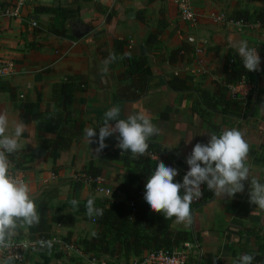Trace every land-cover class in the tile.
I'll return each instance as SVG.
<instances>
[{
    "label": "crops",
    "instance_id": "obj_1",
    "mask_svg": "<svg viewBox=\"0 0 264 264\" xmlns=\"http://www.w3.org/2000/svg\"><path fill=\"white\" fill-rule=\"evenodd\" d=\"M29 1L20 19L0 20V57L11 60L15 72L9 79L0 80V111L7 112L10 121H17V105L31 103L36 114L59 115L63 113L64 99L57 88L68 77L85 80L84 90L74 94L68 109L70 121L62 123L69 131L67 135L72 136L67 149L50 152L43 141L54 139V135L41 137L37 135V123L25 124L27 130L16 152L19 159L10 170L29 184L37 207L44 201L53 209H62L63 213L75 212V209L65 210V206L91 196L105 199L96 194L95 186L76 183L71 178L90 168L101 170V182L97 186L105 189L112 191L127 181L132 164L105 161L106 151L116 147L118 133L106 138L107 147L98 156L94 151L97 146L89 145L84 135L86 128H98L105 112L114 106L121 110L120 119L137 112L148 113L159 129V134L149 139V145L174 154L187 167L186 158L194 145L207 144L209 135L214 134L211 126L219 130H242L249 144L250 179L263 182L264 164L259 158L264 152V29L244 28L229 18L238 10L253 12L262 8L264 0H192L199 20L194 29L179 20L176 0H91L80 4L77 16L82 29L73 32L75 38L52 36L47 32L51 16L34 13L36 7L68 8L70 0ZM15 2L0 0V8ZM31 22L36 25L33 27ZM67 32L71 31L67 29ZM156 32L155 43L147 44V38L154 37ZM189 37L195 38L197 44H188ZM115 40L127 43L124 52L134 48L141 55L140 48H143L145 55L141 56L146 57L151 68L145 92L132 102L115 99L121 87L117 77L124 65L122 55L112 50ZM241 40L256 48L261 59L260 71H253L250 78L229 89V98L239 99L244 105L241 116L218 108L203 119L194 111L200 103L199 91L215 90V85L224 79L228 50L238 55L237 45ZM103 47L108 50L105 60L99 52ZM179 48L183 50L172 63L171 53ZM174 77L188 89L180 90L181 84L171 88L169 82ZM78 126L82 129L80 135H72ZM36 148L44 152L40 158L33 156ZM249 191L250 181L245 182L242 193L232 198L218 197L211 191L212 198L193 210L191 222L175 220L171 231L189 232L198 238L203 257H215L221 264H233L243 254L254 256L253 264H260L264 255V210L250 203ZM156 215L150 209V218ZM47 218L49 221L50 216ZM95 231L92 221L81 219L71 229L52 226L50 235L56 241L52 248L56 253L62 252L59 243H65L68 234L70 242L77 244L92 237ZM15 236L29 238L23 227ZM51 252L27 257L22 264H93L82 253L67 251L69 257H66L63 251L58 259ZM146 255L120 259L118 263H136Z\"/></svg>",
    "mask_w": 264,
    "mask_h": 264
},
{
    "label": "trees",
    "instance_id": "obj_2",
    "mask_svg": "<svg viewBox=\"0 0 264 264\" xmlns=\"http://www.w3.org/2000/svg\"><path fill=\"white\" fill-rule=\"evenodd\" d=\"M91 0H71V5L68 8H53V7H36L35 14L51 16L50 23L47 25V32L58 38H75L72 37L73 32L81 31V21L78 18L79 7L81 3ZM231 21L243 22L253 25H259L264 29V6L253 12L246 10H238L233 12L229 18ZM161 24H163L161 22ZM69 29L71 32H67ZM154 37L149 36L146 43H155L156 34ZM127 45L124 41L115 40L112 50L122 55L124 59L123 70L118 74L117 80L121 87L119 88L115 99L120 101L132 102L137 100L144 92L147 80L151 76V68L146 57H142L137 49L132 48L128 52H124V47ZM183 50L179 48L171 53L169 60L174 63L177 61V55ZM102 60L108 56L106 47L99 49ZM224 79L215 85V90L210 93L208 91H199L200 103L196 104L194 111L199 113L203 119L209 118L210 113L221 108L226 113L233 116H241L243 103L239 99L229 98V89L239 85L243 79L250 78L252 72H248L242 63V59L237 54H233L228 50L225 57L223 68ZM127 81H129L127 83ZM127 83V84H124ZM177 84V85H176ZM187 90V85L173 78L169 82V86L173 89ZM85 87V80L78 77H68L65 83L57 88V92L63 97L62 112L59 115L52 116L48 114L34 113V106L31 103H23L17 105L19 111V120L25 124L30 122L37 123V135L53 134L54 139H46L43 145L50 152L62 151L69 147L72 136H68L69 131L62 127V123H67L70 117L68 109L72 103L75 93L82 92ZM201 105L203 108L198 109ZM63 117V119L61 118ZM214 134L219 135L222 130L210 127ZM82 131L81 126H78L72 135L79 136ZM116 147L106 151L105 161H120L124 165L132 164L134 167L129 171L127 181L121 183L114 190L111 199H98L96 197H88L83 201L65 206L67 209H75V212L63 213L62 209H53L47 202L41 201L38 204L37 210L40 216L38 224L33 226H23L28 231L30 239L50 240L51 227L60 226L62 228L71 229L79 221H92L96 226V231L89 239H82L77 244L70 242V234H68L66 242L77 245L81 249V253L88 256L89 259H105L118 263L120 259H128L129 257H139L142 253L155 252H172L177 250L182 244L193 241V236L188 232L176 231L172 232L171 227L175 221L173 218H165L163 213H157L154 218H150L149 205L143 200L145 193V184L148 177L154 172L158 162L152 161L148 156H134L130 151L122 152L117 147L118 142H115ZM95 146L98 147L97 144ZM264 149V146H263ZM155 154L159 160L167 166L177 168L178 175L175 181L182 182L183 176L189 170L181 160L174 154L167 152L161 148L149 145L146 153ZM11 165L15 164L19 159L17 153L9 156ZM264 164V152L259 158ZM91 178L97 179L102 176L100 169L90 168L83 173ZM264 182V173H263ZM202 188V197L196 203L191 204V210L206 203L212 198V193L204 185ZM119 196H123V200H119ZM89 198L95 199V206L103 209L102 216L89 217L86 214V202ZM48 215L50 220L48 221ZM22 228V227H21ZM20 233V228L17 231ZM13 238H19L14 236ZM198 240V238L196 239ZM47 247V252L51 253L59 259L62 255L55 252V248ZM263 251V249L261 250ZM115 260V261H114ZM221 264L215 257L204 256L198 264Z\"/></svg>",
    "mask_w": 264,
    "mask_h": 264
},
{
    "label": "clouds",
    "instance_id": "obj_3",
    "mask_svg": "<svg viewBox=\"0 0 264 264\" xmlns=\"http://www.w3.org/2000/svg\"><path fill=\"white\" fill-rule=\"evenodd\" d=\"M237 52L248 72L260 71L261 59L256 48L241 40ZM120 111L115 106L110 108L98 128L84 130L88 144L98 145L94 150L97 156L107 147L106 138L117 133V147L122 152L130 151L134 156H142L149 147V139L159 134L148 113L137 112L120 119ZM26 130L27 125L22 120L10 121L8 113L0 111V247L4 248L10 246L19 228L33 226L40 220L29 184L10 170L9 156L20 150V138ZM209 136L207 144L196 143L186 158L189 170L182 182L175 181L177 168L162 161L156 164L145 184L144 193V200L153 212L163 213L165 218L175 217L177 223H190L191 204L202 197V185L206 184L208 190L218 197L232 198L244 191L246 181H250V203L264 210V182L250 179L247 166L249 144L243 131L229 128L219 135ZM72 203L75 205L77 202ZM85 208L89 217L103 215V209L95 206L94 198L87 200ZM47 246L51 248L50 241ZM254 259L252 255L243 254L233 264H253Z\"/></svg>",
    "mask_w": 264,
    "mask_h": 264
},
{
    "label": "built area",
    "instance_id": "obj_4",
    "mask_svg": "<svg viewBox=\"0 0 264 264\" xmlns=\"http://www.w3.org/2000/svg\"><path fill=\"white\" fill-rule=\"evenodd\" d=\"M30 3L29 0H16L13 5L0 8V20L2 19H20L22 11ZM177 15L179 20L188 25L190 28H196L199 24L198 17L195 13L192 0H176ZM240 26L246 28H260L259 25H253L243 22H237ZM31 25L34 27L36 24L31 22ZM186 42L191 45H196L197 40L193 37L187 38ZM204 43L201 42V45ZM15 74L14 64L11 60L0 57V80H6L12 77ZM234 98V97H233ZM144 155L148 156L152 161L160 162L159 157L155 154L145 153ZM158 159L159 161H157ZM72 180L76 183H82L84 185H93L95 186L96 194L102 196L105 199H111L113 193L111 190L105 189L101 186H97L101 182L100 178L94 179L85 174H73ZM144 197V194H143ZM200 200H194L192 203H196ZM51 244L56 241L52 238L50 240H44L40 238L30 239L25 237L13 238L10 242V246L7 248L0 247V262L11 263V264H22L25 259L31 253H37L46 250L47 242ZM60 248L63 251L68 252H77L80 253V250L73 246L70 243H59ZM202 251L198 245V242L193 238L192 242H187L182 244L177 250L172 252H155L147 253L146 256L141 258V260L136 263L130 264H198L202 261ZM93 264H120L111 261H98L95 259L91 260Z\"/></svg>",
    "mask_w": 264,
    "mask_h": 264
},
{
    "label": "water",
    "instance_id": "obj_5",
    "mask_svg": "<svg viewBox=\"0 0 264 264\" xmlns=\"http://www.w3.org/2000/svg\"><path fill=\"white\" fill-rule=\"evenodd\" d=\"M140 51H141V55H145V50L143 48H140ZM43 154L44 152L39 148H36L33 150L34 158H40ZM260 264H264V255H263V258L261 259Z\"/></svg>",
    "mask_w": 264,
    "mask_h": 264
},
{
    "label": "rangeland",
    "instance_id": "obj_6",
    "mask_svg": "<svg viewBox=\"0 0 264 264\" xmlns=\"http://www.w3.org/2000/svg\"><path fill=\"white\" fill-rule=\"evenodd\" d=\"M71 1V0H70ZM75 247H77L78 248V246L77 245H75ZM79 249V248H78ZM56 251V250H55ZM57 252V251H56ZM47 253V249L46 250H44V251H41V252H37V253H31L29 256H28V258L30 257H33V256H35V255H40V254H46ZM60 254H63V251L62 252H59ZM65 254H66V257H69L68 256V252H64ZM74 260V259H73ZM95 260H97V259H95ZM103 260H105V259H101V260H98V261H103ZM80 264V263H79ZM121 264V263H120ZM122 264H126V263H122Z\"/></svg>",
    "mask_w": 264,
    "mask_h": 264
}]
</instances>
